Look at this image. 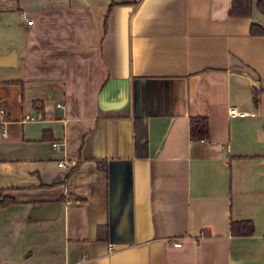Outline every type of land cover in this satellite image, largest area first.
Returning a JSON list of instances; mask_svg holds the SVG:
<instances>
[{
	"label": "crops",
	"instance_id": "0c3cea01",
	"mask_svg": "<svg viewBox=\"0 0 264 264\" xmlns=\"http://www.w3.org/2000/svg\"><path fill=\"white\" fill-rule=\"evenodd\" d=\"M7 1L19 25L0 264H264V34L250 31L264 14L231 17V0ZM197 117L208 132L193 140ZM134 118L147 157L133 155ZM248 219L252 234L231 233Z\"/></svg>",
	"mask_w": 264,
	"mask_h": 264
},
{
	"label": "trees",
	"instance_id": "16d2710c",
	"mask_svg": "<svg viewBox=\"0 0 264 264\" xmlns=\"http://www.w3.org/2000/svg\"><path fill=\"white\" fill-rule=\"evenodd\" d=\"M232 5L229 11L231 17H248L252 14L254 7L258 8L264 14V0H231ZM136 3V2H135ZM134 3V4H135ZM115 4L110 5L107 14L111 11ZM107 15L103 18V24L101 28V34L106 30L107 26ZM250 31L252 34H264V28L259 24H252ZM7 82H11L10 80ZM257 98V97H256ZM37 102H34L36 104ZM207 119L204 117L191 118L189 121L190 137L193 140L204 138L208 132ZM132 149L133 155L138 157L148 156V146H147V130L146 123L141 118H134L132 122ZM99 168H105V163L103 159H96L95 161ZM74 164L70 167L66 176L70 173ZM14 201V199L9 195H3L0 189V206H5L8 203ZM230 225V231L234 235L248 236L254 231V223L248 220H232Z\"/></svg>",
	"mask_w": 264,
	"mask_h": 264
},
{
	"label": "rangeland",
	"instance_id": "374dc122",
	"mask_svg": "<svg viewBox=\"0 0 264 264\" xmlns=\"http://www.w3.org/2000/svg\"><path fill=\"white\" fill-rule=\"evenodd\" d=\"M7 2H9V0ZM4 9L5 8L0 7V56H3V53H6L12 49L8 47L10 44H12L13 39L14 41H17L15 40L17 39L15 29L19 25L18 17L14 12L15 10L5 12ZM13 35L16 38L12 39ZM12 77H15L14 67L0 64V110H3L5 108V100L9 101L14 97L13 89L11 88V86L3 83L4 80L10 79ZM0 134H3L4 136L6 135L5 129H3L2 127H0Z\"/></svg>",
	"mask_w": 264,
	"mask_h": 264
},
{
	"label": "water",
	"instance_id": "95a60500",
	"mask_svg": "<svg viewBox=\"0 0 264 264\" xmlns=\"http://www.w3.org/2000/svg\"><path fill=\"white\" fill-rule=\"evenodd\" d=\"M16 61V54L13 49L0 56V64L3 65H14Z\"/></svg>",
	"mask_w": 264,
	"mask_h": 264
},
{
	"label": "built area",
	"instance_id": "2783aa9c",
	"mask_svg": "<svg viewBox=\"0 0 264 264\" xmlns=\"http://www.w3.org/2000/svg\"><path fill=\"white\" fill-rule=\"evenodd\" d=\"M21 17L24 19V18H25V17H24V14H21ZM26 23L31 24V21L27 20ZM228 112H230L231 115H244V114H245V111H244V112H243V111H237L234 107H230L229 110H228ZM57 144H58V142H56V141H53V142L51 143V145H52L53 147H54V146H57ZM57 164H58L59 166H63V165H65L63 161H57ZM174 245H175V246H179V245H180V242H174Z\"/></svg>",
	"mask_w": 264,
	"mask_h": 264
}]
</instances>
